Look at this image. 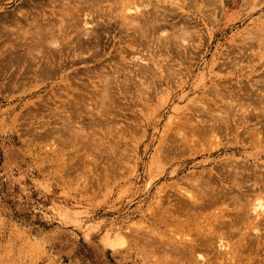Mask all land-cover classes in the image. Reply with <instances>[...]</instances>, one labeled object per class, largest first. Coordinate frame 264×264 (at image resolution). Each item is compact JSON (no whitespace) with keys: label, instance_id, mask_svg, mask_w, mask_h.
<instances>
[{"label":"rangeland","instance_id":"374dc122","mask_svg":"<svg viewBox=\"0 0 264 264\" xmlns=\"http://www.w3.org/2000/svg\"><path fill=\"white\" fill-rule=\"evenodd\" d=\"M34 1V9L32 8L34 13L38 12L37 10L42 6L46 12L45 16H48L50 10L54 8L53 14L57 18L60 5L65 0H0L2 16H0V22L2 23L3 15H12L21 5L27 8L26 4L29 2L34 4ZM70 1L67 0L71 3ZM191 1L184 0L182 3L186 9L185 13L201 14L200 17L204 19V22L194 18L190 20V24L201 26L202 44L194 35L193 40L197 38L195 39L197 41L192 42L191 37L189 42L195 43V46L192 47V44L188 43L187 48L189 45L191 47L188 49L178 45L175 47L173 39V42H168L165 51L164 41H157L154 37L151 39L150 36L138 37V32L135 35L136 32L133 29L123 31L114 21L107 25L101 20L98 22L94 20L90 27L95 26V33L89 37L71 33L62 41V48L65 47L63 53H66V56L61 53V59H58L54 53L55 59L53 56L52 60L47 58L49 60L45 62L46 58L43 57L44 60L36 58L38 61L34 59L29 62L25 59L24 53H21V50H24L21 48L23 45L19 46L22 42L26 45V41H21L17 37L14 43L12 39H9L12 38L10 32L12 28L10 27V30L7 27L6 32V26H3V23L0 25L2 26L0 30V264H198L191 261L193 256L190 257L186 252L173 250V253L172 249H166L163 246L164 240L171 237L170 228L164 223L167 225L173 220H179L181 216L180 220H185L186 216L194 212V209L189 210L183 205L185 198L175 195L177 193L172 189L176 185L186 183L184 176L190 172H198L206 167L208 170L214 164L238 157V152L234 154L233 150L229 149L235 144L239 147L241 144L245 145L246 153H253L256 148L250 145L252 130L249 134L238 127L234 135L235 130L231 123L227 129L224 128L229 121L222 124L224 127L222 126L217 132V135L220 134L218 135L220 145L217 148L214 145L208 146L211 137L209 134L207 136L197 129L200 135L198 136L195 131L196 136L195 132L186 129L185 134L180 132L177 135L175 125L188 119L185 125L188 123L189 125L185 127L190 129L194 126L196 111L200 112V115L197 114L199 118L204 115L203 106L210 104L206 107H212L211 104L215 105L216 102L220 105L219 107L223 106L219 100L215 101L217 88L221 90L220 86L215 85L218 77L224 75L229 77V82L225 76L223 80L218 81L221 85L233 84L234 89L242 87L245 76L253 81H256V77L260 79V73L264 70V57L259 59L256 56L255 58V55L251 53L255 51L257 54L264 53V49L263 51L257 49V44L249 48L248 43L251 41L249 35L254 36L256 30L262 33L260 28H264V0H221L220 6L218 3L211 4L213 3L211 1L207 2L211 5L209 7L205 4L206 1L202 5L199 4L200 0ZM54 4L58 5L52 7ZM213 5L216 8L212 12ZM171 7L176 13L181 11L176 5H167L168 9H172ZM208 8L210 10L207 11ZM207 14L210 17H206ZM183 16L184 13L179 17L168 19L167 22L179 25L180 21H184ZM69 23L71 24V20ZM252 29H255V32ZM173 30L175 31V29L171 31L169 27L167 33L174 32ZM134 38H137L136 44L132 45L134 48L127 47L126 44ZM243 38L244 41H241ZM252 41L254 42V39ZM11 44L18 45L17 47L21 50L17 47L14 51L10 50ZM78 46L89 47L90 50L79 54ZM67 47L69 48L66 52ZM73 49H75L76 57L73 55ZM9 50L16 55L18 65L15 59H12L13 61L9 59L11 64L8 61V55L11 56ZM245 50L250 51L246 53ZM16 53H21L18 57L22 55L21 59H24L18 60ZM146 53L151 55V59L147 58ZM139 54L142 58L146 57V60H149L148 62L139 61L134 58V61H137V65H134L135 62H130L133 60L131 57L139 56ZM157 56L164 59L156 60ZM160 59L164 64L167 61L166 64L174 68L173 70L170 68L172 72L174 71V77L171 75L172 79L169 80L170 82L173 80L174 83L172 81L170 85V82L166 83L160 75V71L165 68ZM187 59L188 61H184ZM158 60H160L159 63ZM18 61L24 63L20 65ZM224 61L229 64L222 63ZM154 62L163 68L155 66ZM3 63L6 69L1 67ZM13 63L15 64L12 65ZM28 63L29 67L31 64L33 68H29ZM5 64L11 66H7V69ZM141 64H144L145 69L147 66L150 67L148 74L142 75L139 72L138 69L143 67ZM45 65L50 68H46ZM152 67L153 70H151ZM235 67L240 69L236 71ZM37 69L42 72L38 70L37 73ZM53 70L56 73H53L55 72ZM153 72L154 75H152ZM45 73H49V78ZM233 76L238 80L237 83L234 82ZM200 77L201 81H199ZM209 81L214 86L211 87L212 84ZM106 82H108L106 96L108 101L106 97L102 101L105 102L103 110L106 108L107 112L101 115L95 110L94 118L98 116V120L91 119L93 110L102 108L96 106L97 104L90 99L98 93L97 91L103 89L101 85ZM66 83L69 88H63ZM208 87L214 89V93L210 92L211 89ZM205 89L210 90V93L208 94ZM241 93L243 94L242 90L241 92L239 90V93L237 91L236 97L242 96L241 100H243L245 95ZM204 97L206 99L209 97L215 103L213 101L207 103ZM216 98L219 99L218 96ZM86 100L89 101L88 105L85 104ZM201 106L202 110L199 108ZM206 115L202 116L203 120ZM220 123L219 126H221ZM79 125L82 126V130H79ZM202 125L207 126L199 123L200 129L204 128ZM251 126L252 124L248 125V127ZM50 129L54 132L52 133ZM74 130L76 135H73ZM246 133L247 138L244 137ZM56 134L59 135L58 139ZM238 135H241V138ZM182 136L189 138V146L192 149L188 148ZM201 136L208 138L207 140L199 139ZM166 138L171 139L170 142ZM201 140L206 142L202 143ZM223 141H227L225 145H222ZM181 142H184L183 146L186 144V149ZM168 145L171 146L168 147ZM242 150L240 149L239 152H244ZM174 151L175 153H172ZM166 158L169 160L166 161ZM179 181L182 183L180 184ZM164 191H167V195ZM180 204L182 207L179 209ZM174 208L177 211L178 209L182 211L183 208L187 214L179 211V213L172 212ZM208 211L207 208L204 212L208 213ZM191 235L194 237L193 234ZM106 237L113 239L114 245L107 243ZM210 248H213L211 249L213 251L215 247L210 245L204 251L201 250L203 248L196 250L205 257L203 263L200 261L201 264H218V261L221 262L219 264H230L227 258L229 253L225 255L227 256L225 260H216V253L210 251ZM206 250L210 252L207 253ZM183 254L187 255L189 260ZM238 257L239 260L236 261L238 263L235 264H244V261H246L245 264H264V243L256 245L253 241H245L239 249ZM211 260L213 261L210 262Z\"/></svg>","mask_w":264,"mask_h":264},{"label":"bare ground","instance_id":"6f19581e","mask_svg":"<svg viewBox=\"0 0 264 264\" xmlns=\"http://www.w3.org/2000/svg\"><path fill=\"white\" fill-rule=\"evenodd\" d=\"M21 1H23V0H21ZM65 1H66V3H65ZM65 1H64L65 4L62 3L60 5V9L58 11L59 17H57V18L53 14L54 13L53 12L54 8H52L53 10L52 9L50 10L51 12H49V14H48V16L50 15L49 17L48 16H45L46 15V12L44 11V8L42 6H40V7L38 6L39 7V9L37 10L38 12L34 13V11H32V8L34 9V6L33 5H35V1H34V4H32L33 2H29L28 4H26L27 8H25L24 6L21 5L20 7H18V9L14 10V11H17V12H15V13L12 12L13 13L12 15H3V19L1 21H2V23L4 25L1 22H0V25L6 26V32H7V29L8 28H10V27L12 28V30L10 28L11 31L8 30V31L11 32V36H12V38L10 37L9 39L10 40L12 39L13 42H14V41H16V39L18 37L21 41H26L25 42L26 45L23 42L21 43V45H19V42H18V45L20 47L23 45V47H21V48H23L24 50H21L20 48H18L17 47L18 46L17 44H16L17 46H14V45L11 44V46L9 47L10 50L13 49L12 51H14V49L17 47L18 49L21 50V53L22 52L24 53L25 59H27L29 62L32 61V60H34V59H36V58L38 60H42L43 57L46 58L45 59V62H46V60L47 61L49 60L47 58H50V60H52L51 58H53V56H54V59H55V55L58 56V59H61V53H62V55L65 54V56H66V53H63V51H65V49H64L65 47L62 48V46H63V42L62 41L64 39H66L71 33H75L77 36L82 35V36L89 37L92 33H95V31H94L95 26L94 27H90V26L93 25L92 22L94 20H95V22H98V20H101L102 22L107 23V25L108 24L110 25V22L111 21H114L115 23H117V24H119L121 26V29L123 31L128 30V29H133V31L136 32L135 35H137V32H138V35H137L138 37H143V36H146L147 37V36H150L149 38H151V39H152V37H154L157 41L158 40L164 41V47L165 48L163 47V49L165 51H166V46H167L168 42H171V41L173 42V39H174V43H175L174 45H175V47H177L176 45H178V46H182L183 48H187V44L188 43L190 44V42H189L190 41V38L192 36H194V35H195V37L198 38L199 42L202 44V42H201V35H200L201 34L200 27L201 26L198 27L197 24H193V25L190 24V20L192 18H194V19H198V20L200 19L202 22H204L203 21L204 19L202 17H200L201 14L200 15H198V14H195V15L191 14L190 15L188 13H185L186 12L185 11L186 9H184V5L182 4V3H184V0H181V1H178V0H71L70 1L71 3L67 2V0H65ZM189 1H191V0H189ZM192 1L193 2H196V0H192ZM205 1H206V3H205ZM211 1H213V3ZM60 2H62V1H60ZM207 2L208 3L211 2V4L218 3L219 6H220L221 5L220 3L222 1L221 0H200L199 4L200 5H202L203 3L207 4ZM51 3H53V1ZM51 5H53V4H51ZM55 5L56 4H54V6H52V7H56L58 4L56 6ZM167 5L168 6L176 5L177 9L178 10H181V11H179L178 13H176L174 11V8L171 7L172 9H168L167 8ZM188 5H189V3H188ZM209 5L207 4L208 7H209ZM185 8H186V6H185ZM203 8H205V7H203ZM215 8H214V5H213V9H212V7L210 9H212V12H213V10ZM210 9L208 8L207 11L210 10ZM35 11H36V9H35ZM183 13H184V16H183L182 19L184 21H180L181 23H179V25L177 24L178 26L176 25V23H168L167 22L168 19H173L175 17H179L180 14L182 15ZM1 14H3V13H1ZM73 16H75L76 18L73 19L72 18ZM208 16L209 15L207 14L206 17H208ZM204 17H205V15H204ZM39 19H41V20H39ZM69 20H71V24L69 23ZM43 21H45V23ZM91 23H92V25H91ZM198 23H200V22H198ZM1 27L2 26H0V30H1ZM169 27L171 28V31H172V29H175L176 33H175L174 30H173L174 32H170L169 31L167 33V30H168ZM68 28H70V29L68 30ZM3 29H5V28L3 27ZM260 29H261V32L264 33V28H260ZM70 30H72V32H70ZM252 30H254V32H255V29H252ZM3 32L5 33V30H3ZM131 33H132V30H131ZM210 33H211V31H210ZM262 33H260L259 31L256 30V32L254 33V36L249 35L250 36V39H251V41L248 43V47L249 48H252V47H254V44H257L258 45V48L257 49H261V51H263L262 49H264V36H262ZM96 35H98V34H96ZM245 35L248 36V34H245ZM128 36H130V34ZM137 36H135V37H137ZM197 38H195V39H197ZM2 39H4V37ZM9 39H8V41H9ZM130 39H131V37H130ZM136 39L137 38H134L132 40L134 42L133 44H132V41L130 40L131 42H129V44H126L127 47L130 48L132 45L136 44V41H137ZM191 39H192V42L195 40V39L193 40V37ZM252 39H254V42L252 41ZM160 41H159V43H160ZM195 41H197V40H195ZM241 41H244V38L241 39ZM192 42H191V44H192V47H193V45L195 43H192ZM157 44L158 43H156V45ZM141 45H142V42H141ZM190 45H189V47H190ZM149 46L151 47V45H149ZM172 46H173V44H172ZM69 47L66 48V52H67V49ZM73 47L75 48V46H73ZM160 48H162V47H160ZM240 48H242V47H240ZM18 49H16V50H18ZM70 49H72V47H70ZM118 49H119V47H118ZM89 50H90L89 47L87 48V47H79L78 46V53L79 54H82L84 52H88ZM149 51H150V49H149ZM238 51L241 52V50H238ZM248 51H250V50H248ZM248 51L245 50L246 53ZM74 52H75V49H73V55L75 56ZM147 52H148V50H147ZM158 52H160V51H158ZM187 52H188V50H187ZM255 52H253V53L250 52L252 55H255V58H256V56L259 59H261V58L264 57V53H260V54L258 53L257 54ZM6 53H8V51ZM10 53H11V51L9 52V54ZM54 53H56V54L54 55ZM12 54H13V56H12ZM20 54H17V57ZM149 54H151V53H149ZM240 54L242 55L243 52L240 53ZM142 55L139 54V56L138 55L132 56L131 59H133V60L132 61L130 59L129 60L132 63L135 62L134 61V58L136 60H139V61H143V60L145 61L146 60V57L144 59V57L143 58L141 57ZM158 55H159V53H158ZM5 56H6V54H5ZM243 56H242V58H243ZM21 57H23V56L21 55ZM21 57L20 58L18 57V60H20ZM149 57L151 59V55H148L147 56V58H149ZM164 57H167V56H164ZM247 57H248V55L246 54V58ZM15 58H16V55L14 54V52L11 53V56L10 57L8 55V61L10 62V64H11V61L10 60H12V59L14 60ZM159 58L164 59L163 57H160V56H159ZM159 58L157 56L156 60L159 59ZM235 58H237V57H235ZM22 59H24V58H22ZM5 60H7V59H5ZM147 60H149V59H147ZM160 60H158V63L160 62ZM177 60H179V59H177ZM14 61H16V59ZM84 61H86V59H84ZM169 61L170 60L168 59V62ZM184 61H188V59L187 60H184ZM241 61H244V60H241ZM246 61H247V59H246ZM136 62H135L134 65H137ZM161 62H162V60H161ZM225 62L227 63V61H224L222 63H225ZM18 63L21 65V63L19 61H18ZM39 63H40V61H39ZM158 63H155L154 62V65L157 66V67H159V68L160 67L163 68V66H160V64H158ZM166 63H167V61L165 62V64L163 62L161 63V64H164L165 68H163L162 71H160V70L159 71H160V75L162 76L163 80L166 83H169L170 82L169 80L172 79L171 75L173 76L174 71L172 72L171 71V69H172L171 66H169ZM233 63L235 64V62H233ZM233 63L231 62V64H233ZM10 64L9 65L8 64H5V65L7 67V66H11ZM14 64L15 63H13L12 65H14ZM16 64H17V61H16ZM186 64H187V62H186ZM227 64H229V63H227ZM248 64L250 65V63H248ZM3 65H4V63L1 65V67H3L4 69H6L5 66H3ZM40 65L42 66V63ZM48 65H49V63H48ZM48 65L47 66L45 65L46 68L48 67ZM141 65H143V67L142 66L140 67V65H138L140 67L138 69L139 72H141L142 75L144 73H147L148 74V71L150 70L149 69L150 67L147 66L148 68L146 67V69H145L144 64H141ZM148 65H149V63H148ZM173 65H176V64H173ZM251 65H252V63H251ZM32 66L33 65L30 64V67H32ZM226 66H228V65H226ZM246 66H248V65H246ZM28 67H29V63H28ZM132 67H134V66L132 65ZM228 67L230 68L231 66L229 65ZM239 67H240V65H239ZM239 67L238 68L235 67L236 68L235 70L237 71V69H240ZM48 68H50V67H48ZM4 69H3V72H4ZM7 69H8V67H7ZM153 69L154 68L152 67L151 70H153ZM219 69H221V68H219ZM233 69H234V67H233ZM256 69H254V70H256ZM38 70L39 69H37V73H38ZM131 70H133V69H131ZM211 70H212V68H211ZM43 71L45 72V69H43ZM53 71H55V70H53ZM163 71H164V74H163ZM170 71L172 72L171 74L169 73ZM188 71H190V70H188ZM40 72H42V71H40ZM40 72H39V74H40ZM228 72H230V71H228ZM238 72H239V70H238ZM249 72H251V70H249ZM253 72H256V71H253ZM21 73H25V72H21ZM53 73H56V71L53 72ZM48 74H46V75L49 78V75ZM223 74H225V73H223ZM53 75L54 74H52V76ZM152 75H154V72H153ZM201 75H202V73H201ZM201 75H199V76H201ZM216 75H218V74H216ZM50 76H51V74H50ZM178 76H179V74H178ZM205 76H206V74H205ZM224 76L223 77H218V80L219 79H222L223 80L224 79ZM105 77H107L106 74H105ZM140 77H141V75H140ZM157 77H159V76H157ZM245 77H246V79L244 80L245 82L242 85V87H240L239 89H234L235 87L233 86V84H228V85L227 84H225V85L223 84V85H221V83H219V81H221V80H219V81L217 80V82H216L217 84L215 83V85L220 86L221 87V90H223V91L221 92V90L219 88H217L218 91L216 93V97L218 96L219 99H217L215 97V101L219 100L220 101V104L223 103V106L222 107H219L220 105L217 104L218 102H216L217 105L216 104L215 105L214 104H211L212 107H206L207 105L210 106V104H207L206 106H203V110L201 109L202 106L199 107L202 110V112L204 113V115L205 114L208 115V116L206 115V118H204L205 122H204V120L202 118V116H204V115H202L201 118H199L197 114L200 115V112H197L196 111L197 114H196V117H194L195 123H193V125H194L193 127H191L190 129H188L189 127L188 128L185 127V126L189 125V123L185 125V123H186V121H188V119H185L181 123H178V124L175 125V127H176L175 129H176V134L177 135H179L180 132H183L185 134L187 132V130H190V131H192L194 133L195 131L197 132V129L199 131H201L203 134L205 133V135L209 134V136H211V137H210V141L208 143L209 144L208 146L214 145V147L217 148V146L220 145V142L218 140V135H220V134L217 135V132L220 131L221 127L223 126L222 124H224V123H226V122L229 121L228 124L225 127L224 126L223 127L225 129H227L228 126H229V123H231L232 124V128L235 130L234 135L236 134V132H237L236 129H238V127L239 128L241 127L242 131H245V132H248V133L250 132V130H252L251 131L252 132V134H251V138L252 139H251L250 145H252V147L256 148V151H254L253 153H246L245 152V149L247 147H245V145H242L241 144L240 147L237 146L236 144L234 146H232V147L229 146L230 147L229 149L233 150V153L234 154L237 153V152L239 153V156L238 157H234L233 159H229V161L226 159L227 161H225V162H220V163L214 164V166H212L210 168L208 167L209 168L208 170H207V167H206V169H202L201 171H198V172L197 171L196 172H190V173L187 172L188 174H186L184 176V178H185L184 180H187V182L186 183L183 182L184 183L183 185H176V187H174V188L172 187L173 188L172 189L173 192L177 193V194L174 193L175 195H178V196H181V197H184L185 198V200H184L185 202H184L183 205L186 206L187 208H189V210H191V208H192V210L194 209V212L192 213V215L186 216V219L185 220H180V218L182 217L181 216L179 218V220H173V221L169 222L167 225H166V223H164L165 226H168V228H170L169 230L171 232V237L170 238H167V240H164L163 246L166 249L167 248L168 249H172V251L173 250L174 251H177V252L180 251L182 253L186 252L188 255H190V257L193 256V260H191V261H193L195 263H198V264L200 263V261L202 262V261L205 260L204 255L201 254L200 251L199 252L198 251L196 252V250H198L199 248H203L201 250L204 251V249H207V248L210 247V245H213L215 248H214L213 251L211 250L213 248H210V251L216 253L215 254L216 260H220V259L225 260L226 257H227L225 255L227 253H229V255L227 257L228 260H229L228 262L230 264H231V262H234L233 264H235V263H238V262H236L237 259L239 260L238 252H239L240 247L243 245V243L245 241H247V240L248 241H253L256 245L257 244L264 243V160H263V158H264V70H262L261 73H260V79H258L259 77L258 78L256 77V81L251 80L250 78H248V76H245ZM249 77H250V75H249ZM155 78H156V75H155ZM214 78H215V76H214ZM228 78L229 77H226L225 76V79H228ZM45 79H47V78H45ZM107 79H108V77H107ZM229 80L230 79H228L227 82H229ZM172 81L173 80H171V82ZM182 81H183V79H182ZM199 81H201V77H200ZM210 81H209V83H210ZM59 82H60V80H59ZM103 82H105V81H103ZM171 82L169 83V85L171 84ZM223 82L226 83V81H223ZM234 82L237 83L238 80H236V78H235ZM240 82L242 83L243 81H240ZM107 83L108 82L102 83L101 87L103 89L100 90V91H97L98 93H95L92 96V99H90V101H94L97 104L96 106H98L99 108H102V109H94V110L91 108L90 109L91 112L93 110L92 114L94 113L95 110H96V113L98 111V113L100 112L99 114H101V115L102 114H105V112H107L106 111V108L103 110V108L105 107L104 106L105 105V102L102 101V100H104L103 98H105L107 96V94H108V85H107ZM172 83H174V81ZM205 83H207V82H205ZM66 84H65V87L62 84L63 85V88H69V85L68 84L66 85ZM210 84H212V82ZM169 85H168V87H169ZM60 86H61V83H60ZM207 86H210V85H207ZM212 86H214V84H212L211 87ZM228 86H231V87L233 86V87L231 88V87H228ZM211 87H208V88L211 89ZM106 88H107V92H106ZM215 88H216V86L214 87V89ZM43 90H45V89H43ZM56 90L58 91V89H56ZM213 90L211 89V91L210 90L209 91L212 92V93H214ZM239 90H240V92L242 90L243 94L242 93L241 94L242 95H245L243 100H241L242 99V96L236 97L237 96L236 93H237V91L239 93ZM205 91H207L208 94L210 93L206 89H205ZM202 95H204V94H202ZM212 96H215V95H212ZM205 97H207V95H205ZM88 100H86V103L85 104H87V102L89 103ZM205 100H207V103H209V102L211 103V101H213L209 97H208V99L205 98ZM107 101H108V98H107ZM198 101H199V99H198ZM198 101H197V103H198ZM200 101H202V100L200 99ZM215 101H213V102L215 103ZM203 103L205 104L206 102L204 101ZM91 105H89V106L92 107ZM196 107H194V108H196ZM101 111H103V112L101 113ZM193 111H192V113H193ZM89 113L90 112H88V114ZM90 116H91V114H90ZM92 116L93 117L91 119H94L95 120V119L98 118V116L96 118H94V114ZM67 117H69V116H67ZM207 117H209V118H207ZM254 119H255V122H253ZM90 121H92V120H89V122ZM222 121H223V123H222ZM199 123H204L207 126L205 127V126L202 125L204 128L203 129H200V126H198ZM219 123L221 124V126H219ZM84 124H86V123H84ZM191 124H192V121H191ZM250 124H252V126L251 127H248V125H250ZM63 126L65 127V125H63ZM61 127H62V125H61ZM194 127H197V128L192 129ZM82 129H83L82 126L79 125V130H82ZM107 129H109V128H107ZM50 131H51V129H50ZM192 132H190V133H192ZM197 133H198V136H199L200 135V132H197ZM197 133H196V136H197ZM74 134L76 135V131H75V133H73V135ZM229 135H232V134H229ZM56 136H57V134H56ZM174 137H176V136H174ZM193 137H194V134H193ZM229 137L231 138V136H229ZM244 137L247 138V133H246V135ZM58 138H59V135L57 136L56 139H58ZM170 138L172 139V137H170ZM182 138L185 139L186 144L189 146V138L187 139L186 137H183V136H182ZM204 138H202V136H201L199 139H204ZM206 138H208V137H206ZM242 138H243V136H242ZM166 139L169 142L171 140V139L169 140L168 138H166ZM199 139H198V141H200ZM222 139H223V137H222ZM226 140H228V139H226ZM231 140H233V139H231ZM241 140L244 141V139H241ZM245 140H247V139H245ZM193 142H195V140H193ZM203 142H206V141H202V143ZM225 142H227V141H225ZM225 142H224V144L222 143V145H225ZM234 142L237 143L235 141V139H234ZM183 144H184V142L183 143L181 142V145L182 146H183ZM186 144L183 146L185 149H186V147H185ZM197 145H198V143H197ZM230 145H231V142H230ZM250 145H249V147H250ZM169 146H171V145H168V147ZM173 146H175L174 143H173ZM194 146H196V145H194ZM208 146H207V148H208ZM178 147H176V148H178ZM183 147H181V148H183ZM204 147H205V145H204ZM188 148L192 149L190 146ZM240 149H243L242 151H244V152L240 153L239 152ZM164 150L166 151L167 149H164ZM200 150H201V148H200ZM169 151H170V149H169ZM169 151H168V153H169ZM185 151H187V150H185ZM185 151H183V152H185ZM172 153H175V151L172 152ZM169 157H172V156L170 155ZM194 158H196V157H194ZM167 160H169V158L168 159L166 158V161ZM170 160H173V159H170ZM182 179H183V177H182ZM181 181H179V183ZM202 184H204V185L202 186ZM166 192H165V194L167 195ZM165 198H164V200H165ZM174 198H176V197L174 196ZM177 203H179V202H177ZM175 204H176V202H175ZM174 205H173V207H174ZM177 205H179V204H177ZM181 207L182 206L180 204V207H178V208L180 209ZM175 208L172 209V212H178L179 211L180 213L183 212L184 214H187V213H185L183 211L184 210L183 208H182V211H180L179 209L177 211V210H175ZM207 208L209 209V211H208V213H205L204 211ZM175 215H177V214H175ZM162 220H164V219H162ZM191 234H193L194 237H192ZM105 241L107 243H109V244L114 245L112 243L113 242V239H110V238L106 237ZM117 241H118V239H117ZM119 241L121 242V239ZM174 251H173V253H174ZM210 251H207L206 250L207 253L210 252ZM212 255L214 256V254H212ZM183 256H184V254H183ZM183 256H181V258ZM186 256H184V257H186ZM213 256H212V258H213ZM248 256H249V253H248ZM186 259L189 260L187 257H186ZM246 260H247V258H246ZM212 261L213 260H211L210 262H212ZM245 262L246 261H244V264H245ZM219 263H221V262L218 261V264Z\"/></svg>","mask_w":264,"mask_h":264}]
</instances>
